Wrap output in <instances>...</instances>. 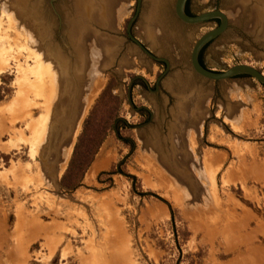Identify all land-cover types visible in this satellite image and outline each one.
<instances>
[{
  "label": "rangeland",
  "instance_id": "rangeland-1",
  "mask_svg": "<svg viewBox=\"0 0 264 264\" xmlns=\"http://www.w3.org/2000/svg\"><path fill=\"white\" fill-rule=\"evenodd\" d=\"M175 1L156 0L153 24L145 22L144 6L131 29L151 54L169 63L155 93L146 85L153 90L164 65L126 36L136 0H109L108 24L85 25L105 51H113L94 75L99 84L88 86L90 92L102 83L85 118L111 84L118 117L128 125H121L119 138L130 139L134 150L109 132L81 187L65 194L59 188L64 171L55 184L38 164L39 153L29 155L27 124L45 115L51 93L47 53L36 30L49 31L54 47L68 33L77 43L78 31L66 25L71 14L65 0H30L37 21L24 15L27 21L16 26L1 14L8 0H0V264H264V87L245 76L222 83L198 78L190 53L217 21L184 26L174 16ZM214 10L227 16L229 27L201 52L202 66L221 72L246 65L264 75V0H189L191 16ZM102 52L95 54L97 67ZM137 79L143 82L132 83L130 97L134 108L145 111L135 112L126 96ZM86 89L83 84V98ZM59 147L48 151L54 165ZM119 162L122 172L136 178L133 189L123 175L112 176L111 183L99 177ZM146 193L153 196L139 195Z\"/></svg>",
  "mask_w": 264,
  "mask_h": 264
},
{
  "label": "bare ground",
  "instance_id": "bare-ground-1",
  "mask_svg": "<svg viewBox=\"0 0 264 264\" xmlns=\"http://www.w3.org/2000/svg\"><path fill=\"white\" fill-rule=\"evenodd\" d=\"M29 1L30 0H8V4L4 3L3 5H1V9H2L1 14L8 18L9 24H12L14 26L20 24L21 23L20 20H22V22L24 23L29 19H32V21L35 20L37 21V18H35L36 17L35 14L37 15L39 12L37 13L38 10L36 11L34 7L31 10L28 9L30 4ZM65 1H66L65 3L66 7L70 9L68 11L71 14L69 15L67 13L66 15V18H68L67 20L68 22L66 23V25L68 29L70 30L76 29L78 31V32H74L76 35L75 41L77 43L73 42V40L70 37V34L68 33V36L65 34V37L67 40L70 39L68 46L70 47L71 45L73 49L72 48L67 49L68 46L65 45L66 42H63L62 45L59 46L56 45L54 47L53 45L50 44L51 43L50 37L52 36V34L50 36L49 31H46V33L41 34L40 28L37 29V27L39 26H36V28L34 27L35 30L37 29L36 34L40 42L39 44H41L40 46L42 47L45 46V49L43 48V50H45V54L47 53V57L45 55L46 58L44 57V60L47 61V63H45L47 65L45 66L47 71L46 73L50 79L49 81L51 86V93L49 92L50 97L45 104L46 107L45 115L42 116V118L36 121L34 120L30 121L27 124V129L32 135L30 151H28V153L30 152L29 155L31 156V158L34 157L37 153H39L40 158L38 164L45 167L46 170L43 171L44 174L46 172V175L47 174H50V176L52 175L55 184H57L56 182L58 181V177L60 176V173H62L65 170L68 164V158L71 155L70 153H72L74 143L76 141L78 132L80 131L81 128V123L84 120L86 114L88 113V110L94 98L98 95V92L102 88V83H100L99 86L97 85L99 84V82L95 81L97 83L96 87H94L95 90L93 89L92 91L91 89L89 92L88 88L87 89L85 88L86 90L84 91L85 95L83 98L82 97L83 94L81 93L82 88L80 87L81 86L80 80L81 78L88 79L86 81L89 82V86L94 85L95 83L93 79L94 75L97 72L100 73V69L105 65L103 64L104 60L106 59L107 61L108 59H111L112 58L111 54L113 53L112 50L105 51L104 49L106 48V46L104 44H99V42L96 41L95 37H93L92 34H88V29L87 27H85V25H87V23H90L91 21L94 22L95 24L101 22L103 25L105 24L104 26L108 24L109 18H107L108 16L106 15V11L108 12V8H110L111 5V3H109V0H65ZM148 2L149 5H147ZM148 2L146 3V7L148 6L147 9L148 17L146 18L145 22L147 24H153L156 16L153 10L154 7L155 9L157 8L156 6L157 3L156 0H148ZM10 9L12 10L14 9L15 13L12 14L10 12L11 11ZM24 15L25 16L29 15V17L30 15H32L33 17L31 16L32 18H28V19L26 18L27 19L26 20L24 18H21ZM98 15L101 16V18H98L99 17ZM156 22H157V17H156ZM24 23L22 24V26L24 25V27H26V24ZM30 26L31 25H29V27ZM27 27H28V23H27ZM31 30L29 31L30 33L35 32ZM40 34L41 36H43V39L40 38L41 37ZM64 39L65 38H61V41H64ZM30 41L32 42L31 44H33L34 46L37 45L36 40L32 39ZM99 49L100 51L103 50V52L101 53V58L103 62L102 64L98 63V67L100 68L97 67V63L95 61L96 58L95 54L100 52ZM34 56H36V58H38L40 61L39 53L37 54L34 53ZM104 57L105 59H103ZM4 70H5V62H2V59L0 58V74L3 73ZM97 86L99 87V89L97 88ZM78 87H80V89H78ZM35 96H37V94H35ZM66 108H68L67 112L64 113L66 111ZM24 116L28 117L27 114H24ZM77 117H79V119H77ZM55 124L56 127L58 128H55ZM57 139L58 141L56 142ZM53 143H54V147H53L54 151H56V148L60 146L59 147L60 155L59 157L57 156L58 158L57 165H54V162L52 163V160H50L52 158L51 155L52 153L49 152L50 155L48 154L49 149L51 150V152H53L52 149ZM56 144H58V147H56ZM2 150L5 151L4 147L2 148ZM56 153L58 154V152ZM60 167L62 168L61 169L62 171H60ZM214 172L215 171L211 173L212 178L210 176L211 178L210 180L214 178L213 177ZM48 182L50 183L51 181L49 180ZM49 186L50 185H48V187ZM44 187L48 188L47 185H45Z\"/></svg>",
  "mask_w": 264,
  "mask_h": 264
},
{
  "label": "trees",
  "instance_id": "trees-1",
  "mask_svg": "<svg viewBox=\"0 0 264 264\" xmlns=\"http://www.w3.org/2000/svg\"><path fill=\"white\" fill-rule=\"evenodd\" d=\"M189 0L185 6V12L187 15L191 16L188 11ZM205 47L202 49V51ZM201 51V52H202ZM201 55V53H200ZM200 58V57H199ZM200 61V59H199ZM200 64L201 61H200ZM134 81L143 82L141 79L133 80ZM112 85L109 84L104 91L100 94L99 98L96 100L94 106L90 110L88 116L85 118L82 124L81 132L79 133L75 145L73 147V151L71 157L69 159L66 170L64 171L60 181L59 188L65 194H72L78 188L81 187V183L83 177L90 165L92 164L94 157L96 156L100 146L104 142L108 133L113 131L114 134L126 143L130 147V153L134 150V143L130 139L119 138V129L122 127L128 128V125L124 120L118 117V109H119V100L112 94ZM2 101V97L0 96V102ZM140 111H145L143 108ZM123 162H119L111 171L107 173H101L99 177H107L109 183H111V177L114 175H123L129 181H131L132 189L134 188L136 178L125 174L121 171V167ZM140 197H152L153 195L150 193L139 194ZM170 213V224L172 227V233L174 234V242L177 245V237L175 233V225H174V214L171 208L169 207ZM31 264H37L36 262H32ZM53 264H57L56 262ZM62 264H65L63 262Z\"/></svg>",
  "mask_w": 264,
  "mask_h": 264
},
{
  "label": "water",
  "instance_id": "water-1",
  "mask_svg": "<svg viewBox=\"0 0 264 264\" xmlns=\"http://www.w3.org/2000/svg\"><path fill=\"white\" fill-rule=\"evenodd\" d=\"M187 1L188 0H176L174 3L173 13H174L175 18L178 20L180 24L184 26L194 27V26H199V25L209 23L214 20L218 22V26L216 28L202 35L193 45V48L190 53V67L192 71L194 72V74L201 80L207 81L209 83H222V82L233 80L241 76H245V77L255 80L257 83H259L260 85L264 87V75L250 66L237 65L226 71L214 72V71L205 69L200 64L199 54L202 51V49L206 47L208 44H210L211 42H213L214 40H216L217 38H219L220 36L224 35L228 30L229 22H228L227 16L223 14L220 10L206 12V13H203L197 16H189L185 12V6H186ZM144 6L146 7L144 0H136V8H135L134 14L132 15V17L130 18V20L128 21L126 25V36H127V39L135 46V48L139 52L147 56L152 61L156 63H163L166 66V69L163 72V74H161L159 78L156 80V89H157L158 86L160 85L161 79L164 78V76L168 73L170 69L169 63L166 59L159 58L151 54L142 44H140L133 37L132 32H131L132 26L134 22L138 19L140 12ZM61 38H65L63 42H66L65 45L68 46L69 39L67 40L65 35L61 36ZM71 48L72 47L70 45V47L68 46L67 49H71ZM132 49L135 50L134 47H132ZM80 82H81L80 87L83 88V84H84V87L88 88L89 82H87L86 79L81 78ZM132 83H133V80L130 82V84L127 87L126 99H127V102L130 108L133 111L137 112L141 108H134L132 105V101L130 97V93L132 90ZM77 119H79V117H77ZM53 147H54V143L52 144V148Z\"/></svg>",
  "mask_w": 264,
  "mask_h": 264
},
{
  "label": "flooded vegetation",
  "instance_id": "flooded-vegetation-1",
  "mask_svg": "<svg viewBox=\"0 0 264 264\" xmlns=\"http://www.w3.org/2000/svg\"><path fill=\"white\" fill-rule=\"evenodd\" d=\"M217 26H218V22H217ZM201 53V52H200ZM201 55L199 54V57H200ZM200 59V58H199ZM201 61V60H200ZM199 61V62H200ZM161 64H163V63H161ZM164 65V64H163ZM202 65V64H201ZM164 67H165V69H166V66L164 65ZM165 71V70H164ZM159 78V77H158ZM157 78V79H158ZM163 79V78H162ZM161 79V80H162ZM146 88H147V90L149 91V92H153V93H155V92H157L158 91V89H159V86H158V88L156 89V83H155V86H154V88H153V90H150V89H148V86L146 85Z\"/></svg>",
  "mask_w": 264,
  "mask_h": 264
}]
</instances>
